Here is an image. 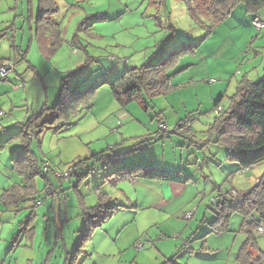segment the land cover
Returning <instances> with one entry per match:
<instances>
[{"label":"rangeland","instance_id":"374dc122","mask_svg":"<svg viewBox=\"0 0 264 264\" xmlns=\"http://www.w3.org/2000/svg\"><path fill=\"white\" fill-rule=\"evenodd\" d=\"M44 1L0 0V61L14 63L0 83V197L22 185L11 165L22 144L12 135L42 106L55 105L66 75L68 88L85 91L101 79L111 82L116 69H124L127 62V69L157 65L185 44L198 45L204 35L184 4L175 0L163 5L157 0ZM40 5L57 10L45 13L54 24L50 29L62 40L56 52L48 54L50 60L38 54L37 35H42L36 34L34 23ZM236 10L229 23L216 28L170 71L175 89L152 98L147 107L132 104L120 109L104 85L89 98L90 110L75 109L62 119L68 128L57 133L53 129L57 123L32 138L29 149L41 172L43 163L50 166L52 186L45 191V179L38 176L34 201L20 202L18 208L0 203V264H163L169 258L177 264H239L238 251L249 240L240 213L230 215L227 232L206 236L216 219L212 199L233 188L242 192L252 188L264 172L263 161L247 174L237 173L238 165L225 160V148L215 144L216 137L208 132L218 98L223 96L221 105L226 106L242 79L254 82L264 75V24L260 29L250 27L252 16L243 7ZM258 14L264 23V8ZM166 27H173L175 34L163 41ZM34 37L37 42H30ZM188 115L190 131L159 133L158 119L172 129ZM102 151L122 155L119 162L108 165L87 160L90 174L77 186L78 192L72 188L76 178L59 190L54 172H64L76 158ZM132 167L154 177H126L115 183L104 179ZM173 186H179L178 192ZM97 187L108 197L105 205L111 215L92 230L90 241L80 248L83 252L71 261L83 231L82 210L98 202ZM26 222L35 230L32 243L18 242L11 251L19 225ZM261 226L264 230V218ZM252 237L264 253V232L254 229ZM186 242L189 250L183 248Z\"/></svg>","mask_w":264,"mask_h":264},{"label":"trees","instance_id":"16d2710c","mask_svg":"<svg viewBox=\"0 0 264 264\" xmlns=\"http://www.w3.org/2000/svg\"><path fill=\"white\" fill-rule=\"evenodd\" d=\"M39 1L41 3L45 2L44 0ZM157 1H160L161 5H163L165 0ZM175 1L184 4L185 10L191 21L204 31V35L202 39L199 40L198 45L185 44L182 50L169 55L162 63L157 65L143 64L139 68L130 67L127 69L129 62L126 61L127 64L124 66V69H116V72L112 75L115 77L111 82H108L106 79H101L102 81L100 83H91L85 91H81L77 86L68 88L65 82V79L68 77L66 75V78L61 82L59 97L55 105L53 107L42 106L37 114L32 115L27 123L23 124V128L20 132L12 135L11 139L17 140L22 144L21 149L16 151L15 157L11 160L12 170L22 178L21 184H24V186L27 187V190L22 191L24 186L16 185L13 190L5 192L0 197L1 204L6 207L18 208L20 202L28 200L34 201V197L37 196V192L35 191V180L38 176L45 179V191L48 186H52L51 180L47 177L50 173L45 174L41 172V166L30 151L29 143H31L34 136L42 133L43 130L48 127L52 129L57 123L59 125L56 128H53L57 133L64 128H68L69 125L64 122V120L62 122V119L66 117L68 118L71 112L75 109L90 110V108H92V103L89 98H92V96L96 94L97 88L104 85L109 86L111 97L120 109H126L132 104L145 105V107H147V102L151 101L152 98L166 94L168 91L175 89V86L171 85L172 75L170 74V71L184 56L193 54L201 46L204 40L211 37L216 28L222 24L229 23L228 21L233 19L235 11H237L236 9L243 7L245 13L252 16L250 26L253 27L255 21L260 22L258 13L264 8V0ZM45 8L46 6L40 5V12L35 18L34 23V27L37 29L36 34L41 33L40 35L42 36L40 37L37 35L39 37L38 42L36 37L32 39L33 41L36 40L38 43L39 54H41L45 60H50L47 58L56 52L55 48H59L62 40L59 38L55 29H50V26L53 27L54 24L48 21L49 17H45V13L49 12L50 14L57 10ZM98 18L102 20L105 16L101 14ZM32 21L33 16L30 15L28 22L32 23ZM53 32H55V34ZM174 34L175 30L173 27H166L165 36L162 40L165 41L166 38L172 37ZM187 38L188 37H186V39ZM40 39H42V41H40ZM44 40L48 42L44 43ZM158 47L159 46L157 45L156 49H158ZM25 54L22 56L23 59H26ZM111 60L114 61L115 59L111 58ZM4 64L11 63L9 61H0V68L3 67ZM11 65H13L14 68L13 62ZM110 70L111 69L108 71ZM7 77L8 75L3 79L0 78V82L3 83ZM97 80H99V78H97ZM212 81L216 82L215 80ZM222 98L223 96H220L212 106L214 117L212 123L208 125V132L216 137L214 140L215 144L225 148V160L228 163H235L238 165L237 173L247 174L253 167L264 161V75L254 82H251L246 78L242 79L238 83L235 93L228 97L226 106L221 105ZM86 100H88L87 104L84 103ZM218 107H221L222 111L219 112V114H216V109ZM189 122L190 120L188 119L180 121L176 124L174 129L162 133L159 130L160 126H167V124L158 119L157 127L159 133L163 136L170 133L178 134L179 131L177 128L182 124H189ZM118 125L121 126L122 122ZM132 152V150L128 151L127 154H131ZM121 155L122 154L112 155L102 151L99 153H93L86 159L81 160L76 158L74 161L67 164L66 170H71L70 178L67 181L70 182L71 178H76V184L72 188L78 192L77 186L83 180L87 179L90 174L87 167V160L92 159L94 162L101 163L102 165H108L119 162ZM246 169L247 171H245ZM142 170L143 168L141 167L124 168L107 175L104 179L107 182L110 181V183H115V181H119L126 177L137 179L139 176H153L149 171L141 172ZM56 181L59 184V190L64 191L63 187L66 181L61 182L58 179H56ZM53 191L55 192L56 190L53 189ZM94 191L97 192L98 202L94 206L82 210L83 231L79 237L77 247L72 253L71 261H75L77 254L83 252L80 248L83 249L86 242L90 241L92 230L101 223L107 221L108 217L111 215L110 212H108L110 209L105 205L107 201L106 198H108L106 194L101 193L99 187L95 188ZM213 199H215V202L213 201L211 206L215 208L213 213L216 215V219L209 225L210 230L206 236L208 234L220 235L227 232L230 215L233 212H238L243 218L242 226L249 234V240L246 241L238 251L236 260L239 264H264V253L258 250L252 237L253 230H257L264 218V172L252 188L243 192H236L234 190L227 193L220 192ZM39 203L41 202H36V205H39ZM81 205L83 206V204ZM30 215L34 216V212H31ZM22 225L23 224L19 225V230L14 235V243H12L11 251L15 250L21 234H23V236H21L23 239L26 237L29 241L31 240L30 242L34 239L35 230L29 227L30 225L28 222H26L25 226L22 227ZM204 238L205 237H203V239ZM203 247L204 246L201 248ZM183 248L189 250L187 242L184 244ZM250 250L256 251L257 256L253 257ZM66 261H70V259L67 258ZM163 264L177 263L174 261V258H169L165 260Z\"/></svg>","mask_w":264,"mask_h":264},{"label":"built area","instance_id":"2783aa9c","mask_svg":"<svg viewBox=\"0 0 264 264\" xmlns=\"http://www.w3.org/2000/svg\"><path fill=\"white\" fill-rule=\"evenodd\" d=\"M262 23L261 22H258V21H255V23H254V26L256 27V28H258V29H260L261 27H262ZM12 70H13V65H11V64H4V66L3 67H1L0 68V78L1 79H3V78H5L9 73H11L12 72ZM213 82V81H212ZM222 111V108L221 107H218L217 109H216V114H219V112H221ZM3 114L0 112V116H2ZM121 121H118V124L120 123ZM171 128H168L167 126H165V125H161L160 126V131L162 132V133H166L167 131H169ZM172 129H174V128H172ZM177 130L178 131H180V132H182V133H186L188 130H189V125H188V123H186V124H182L180 127H178L177 128ZM49 170H50V166L47 164V163H45V164H43V167H42V172L43 173H45V174H47L48 172H49ZM245 171H247V169L245 170ZM242 172H243V170H242ZM54 174V177L56 178V179H58L59 181H61V182H64V181H67L69 178H70V175H71V170L70 169H67V170H65L63 173H53ZM215 202V199H212V202ZM257 232H259V233H263L264 232V230H263V226H259L258 228H257ZM142 248V246H140V245H136V249L137 250H140Z\"/></svg>","mask_w":264,"mask_h":264},{"label":"crops","instance_id":"0c3cea01","mask_svg":"<svg viewBox=\"0 0 264 264\" xmlns=\"http://www.w3.org/2000/svg\"><path fill=\"white\" fill-rule=\"evenodd\" d=\"M251 27V26H250ZM31 39V42H33L34 43V41H33V39L32 38H30ZM28 53H29V49L26 51V54L28 55ZM24 54V53H23ZM26 54H25V58L27 57L26 56ZM38 54H39V52H38ZM29 65H30V63H29ZM32 70H35V68L36 67H32L31 65L29 66ZM18 80V79H17ZM171 85H172V83H171ZM215 85V84H214ZM218 85V84H217ZM1 86V85H0ZM17 86L18 85H15V88L17 89ZM174 86V85H173ZM216 89H217V87H215V88H213V90H212V92H215L216 91ZM15 90V89H14ZM122 116H124V114L122 115ZM186 119H189V115L187 116V118ZM163 122V121H162ZM165 123V122H164ZM195 163H196V161H195ZM49 173V172H48ZM47 173V174H48ZM49 175L50 174H48V178H49ZM52 177V176H51ZM187 180H189L190 181V179H187ZM258 180V179H257ZM257 180H255V184H256V182H257ZM179 186H173L172 187V190L175 192H178L177 190L179 189L178 188ZM185 187V186H184ZM232 190H234V191H236V192H242L241 190H239V189H236V188H233ZM21 236H23V234H21ZM21 236H19V244L22 242V241H26V244H28V242H30L29 241V239H27L26 237H24L25 239H23ZM32 243V242H31Z\"/></svg>","mask_w":264,"mask_h":264},{"label":"water","instance_id":"95a60500","mask_svg":"<svg viewBox=\"0 0 264 264\" xmlns=\"http://www.w3.org/2000/svg\"><path fill=\"white\" fill-rule=\"evenodd\" d=\"M235 205H236V203H235Z\"/></svg>","mask_w":264,"mask_h":264},{"label":"bare ground","instance_id":"6f19581e","mask_svg":"<svg viewBox=\"0 0 264 264\" xmlns=\"http://www.w3.org/2000/svg\"><path fill=\"white\" fill-rule=\"evenodd\" d=\"M1 83V82H0Z\"/></svg>","mask_w":264,"mask_h":264}]
</instances>
